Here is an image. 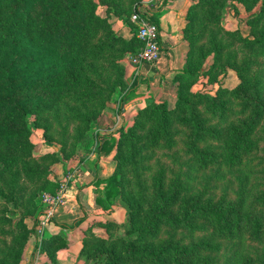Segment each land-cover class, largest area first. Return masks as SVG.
<instances>
[{"label":"trees","instance_id":"16d2710c","mask_svg":"<svg viewBox=\"0 0 264 264\" xmlns=\"http://www.w3.org/2000/svg\"><path fill=\"white\" fill-rule=\"evenodd\" d=\"M105 5L106 9L100 11ZM142 6L138 4L136 11ZM112 11L123 15L122 6L114 0H0V162L4 164L0 178L6 186L13 188L19 178L11 166L6 167L8 160L21 156L26 174L36 173L30 160L33 156L31 112H51L75 100L76 105L67 107L70 117L88 127L98 115L90 104L104 105L101 100L109 91L121 86L122 72L110 56L120 43L131 48L140 46L139 50L135 48L139 52L143 42L136 35L126 38L115 32L109 21ZM262 14L259 11L257 16ZM150 19L158 24L153 16ZM234 36L247 46L264 48V29L254 37ZM213 45L216 55L221 53V45ZM104 62L112 69L108 81L100 69ZM240 71L242 82L234 89L221 88L216 95L191 91L194 99L179 93L175 107L167 101L150 102L139 109L140 122H135L127 132L118 137L98 132L99 156L110 155L115 150L120 152L131 142L137 143L139 149H135L133 157H119L121 160H136L140 167L141 163L153 160L152 156L143 155L145 150L161 148L173 153L180 148L188 165L181 157L167 154L176 168L170 175L166 167L159 166L150 178V203L140 199L131 204V220L135 224L131 236H120L114 242L93 237L103 246L97 264H218L217 255L224 242L264 240L263 184L257 185L252 197L251 189L235 198L227 190L217 198L206 190L190 197L186 195L190 189L184 179L185 166L195 170L198 167V171L221 165L236 167L259 149L260 139L255 135L264 124V68L250 77V63ZM193 75L185 68L181 76L186 83ZM60 78L64 84L56 90L51 83L55 80L57 83ZM136 85L137 80L122 96L119 113ZM39 118L45 117L39 115ZM44 122L49 130L52 125L47 117ZM102 183L105 197L97 198L100 203L118 198L122 193L118 173L97 178L96 184ZM141 213L144 214L142 222L139 221ZM7 221L0 220V223ZM163 228L173 234L156 240ZM209 230L212 231L207 234ZM178 231L207 235L205 240L187 245L185 240L176 239ZM58 238L50 237L51 246ZM235 258L225 264H235ZM243 262L252 264L254 260L249 258Z\"/></svg>","mask_w":264,"mask_h":264},{"label":"rangeland","instance_id":"374dc122","mask_svg":"<svg viewBox=\"0 0 264 264\" xmlns=\"http://www.w3.org/2000/svg\"><path fill=\"white\" fill-rule=\"evenodd\" d=\"M114 1L122 6L123 15L120 16L114 11L109 13V21L114 25L113 30L124 36L125 28L130 27L133 31L131 37L137 36V27L131 21V15L137 5L142 4L141 11L147 12L146 9L149 7L153 8L164 2ZM203 1L204 3H201ZM168 2L170 0H166L165 6ZM163 6L160 7L165 8ZM186 7H188L186 23L183 26L181 24L178 31L184 45L185 59L183 67L177 74L179 78L175 79L174 97L168 102L171 107L177 105L179 93L194 99L191 91L216 95L221 88L228 90L236 88L243 78L240 68L247 63L251 65L248 77L261 73L264 68V48L247 46L234 36L241 34L254 37L262 32L264 29L262 0H191ZM105 9L106 5L102 6L100 11ZM259 11L263 13L261 17L257 16ZM214 43L215 46L222 47L218 55L215 53ZM135 48L120 43L118 50L110 56L122 72L121 86L117 90L109 91L101 100L104 101V105L90 104L91 110L98 115L88 127L78 124L70 117L67 107L76 105L75 100L68 101L67 107L57 106L51 112L29 114L32 130L30 141L33 144V156L30 160L36 173L26 174L23 159L18 156L8 160L6 164V167L11 166L19 177L15 186L13 188L6 186L0 178V220H9L0 223V264H97L103 246H100L101 241H94L93 237H102L114 242L120 236H131V230L135 225L131 220V204L140 199L149 202L152 196L150 178L159 166L166 167L170 175L176 168L167 154L181 157L182 162L188 165V159L183 156L180 148L173 153L161 148L145 150L143 155L152 156L153 160L141 163L140 167L136 165V160H121L123 157H133L135 149H139L137 143L131 142L126 143L120 152L115 150L110 155L98 154V132L118 137L121 133L127 132L135 122H140L137 115L139 109L145 105L135 114H126V101L122 112H118L122 96L136 81L135 71L138 67L130 57L137 53L140 46L137 50ZM109 67L110 64L106 62L100 66L101 71L108 77L107 81L112 70ZM185 68L194 73L186 83L181 76ZM55 81L51 84L58 90L64 81L61 78L57 83ZM108 86L111 87L112 84ZM39 115L45 117L44 119L48 118L52 125L49 130L44 127V119L39 118ZM255 137L260 139L259 149L246 157L241 165L212 166L206 171H198V167L195 170L185 166L184 179L190 189L186 192L187 197L206 190L208 194H213L217 198L223 190H227L231 197L235 198L240 193H248V189H251L249 195L252 197L257 185L259 183L264 185V124L256 132ZM139 157L140 155H137L136 158L141 162ZM3 165L0 162V171ZM88 165L91 167L88 168ZM113 173H118L122 181L123 190L118 198L105 200L103 203L94 202L95 204L90 206L92 208L87 209L96 210L77 225H73L75 223L59 225L54 221L42 234L39 233L38 218L44 208V194H56L64 188L62 194L67 203L60 207V210L67 207L71 197H78L73 191L81 193L87 185L92 184L95 176L97 179ZM104 197L105 194L102 198ZM139 221H144V214L141 213ZM58 225L61 227L60 230L52 227ZM211 231L209 230L207 234ZM169 234L173 232L163 228L161 237H156V240ZM207 234L178 231L175 237L177 240H185V244L190 245L205 240ZM55 235L59 237L58 242L51 246L49 239ZM87 241L89 242L86 244ZM234 256H237L235 264H245L243 260L249 258L254 260L252 264H264V240L259 243L247 239L241 242L226 241L217 255V262L225 264L227 260L234 259Z\"/></svg>","mask_w":264,"mask_h":264},{"label":"crops","instance_id":"0c3cea01","mask_svg":"<svg viewBox=\"0 0 264 264\" xmlns=\"http://www.w3.org/2000/svg\"><path fill=\"white\" fill-rule=\"evenodd\" d=\"M163 1L160 5L151 7L152 16L158 20L163 54L157 62L144 63L136 69L137 85L127 100L126 114H135L140 107L150 102H169L174 97L175 79L183 67L185 59V49L181 43V35L178 31L181 28V24L183 26L186 23L185 19L189 7L186 6L191 0H170L167 6H165L166 0ZM123 33L126 38H131L133 35L130 27L125 28ZM89 167L91 166L88 165ZM104 177L106 176L101 178ZM96 180L95 176L92 184L87 185L81 193L77 190L73 191L77 193L78 197H71L67 207L58 210L52 222L55 221L59 225L64 223L73 224L77 220L93 214L92 211L96 209L87 208H92L90 206L94 205L97 202V198H102L105 193L104 184L98 185L95 183ZM59 225L52 227H55V230H60L61 227Z\"/></svg>","mask_w":264,"mask_h":264},{"label":"built area","instance_id":"2783aa9c","mask_svg":"<svg viewBox=\"0 0 264 264\" xmlns=\"http://www.w3.org/2000/svg\"><path fill=\"white\" fill-rule=\"evenodd\" d=\"M146 11L135 10L131 15V21L137 27V36L143 42V48L130 57L136 67H140L144 63H155L163 54V48L160 43V28L157 23L150 19L152 17V8L149 7ZM63 191L64 188L56 194H44V208L38 223L39 233L42 234L45 231L55 218L59 208L67 203L62 194Z\"/></svg>","mask_w":264,"mask_h":264}]
</instances>
